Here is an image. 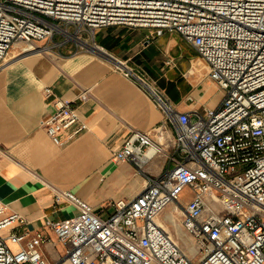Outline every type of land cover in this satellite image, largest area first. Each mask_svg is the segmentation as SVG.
<instances>
[{"label":"built area","instance_id":"2783aa9c","mask_svg":"<svg viewBox=\"0 0 264 264\" xmlns=\"http://www.w3.org/2000/svg\"><path fill=\"white\" fill-rule=\"evenodd\" d=\"M108 26L179 33L209 64L223 99L193 117L176 111L151 87L174 124L172 149L155 130L133 129L114 154L146 177L144 188L114 201L107 217L71 190L59 191L56 201L78 212L46 219L56 241L31 234L27 219L7 212L0 199V264H264V0H0V70L17 42L30 45L25 53L42 48L51 53L68 42L76 44V52L83 43L97 45L95 32ZM55 36L60 39L53 44H39ZM122 65L115 68L147 84ZM52 104L41 126L56 144L88 129L75 101L54 96ZM156 156L168 165L152 175L145 166ZM187 189L191 197L183 203ZM170 204L195 253L161 219ZM56 243L63 252L50 261L43 246Z\"/></svg>","mask_w":264,"mask_h":264},{"label":"crops","instance_id":"0c3cea01","mask_svg":"<svg viewBox=\"0 0 264 264\" xmlns=\"http://www.w3.org/2000/svg\"><path fill=\"white\" fill-rule=\"evenodd\" d=\"M94 38L95 48L75 52L76 44L68 42L46 56L18 57L0 70V199L7 212L27 219L31 234L42 232L54 241L46 219L78 212L75 205L56 201L59 191L71 190L107 217L114 201L131 199L144 188L146 177L135 165L114 157L133 129L155 130L154 135L172 149L174 124L158 106L151 87L176 111L193 117L218 107L224 96L209 77V64L177 32L108 26L98 29ZM119 64L147 84L116 69ZM54 96L75 101L88 125L64 145L56 144L41 126L54 111ZM69 132H62V138ZM167 165L164 156H156L145 170L158 175ZM43 251L54 261L63 247L48 244Z\"/></svg>","mask_w":264,"mask_h":264},{"label":"rangeland","instance_id":"374dc122","mask_svg":"<svg viewBox=\"0 0 264 264\" xmlns=\"http://www.w3.org/2000/svg\"><path fill=\"white\" fill-rule=\"evenodd\" d=\"M87 37H88V39L90 41L92 40V36L91 35L90 36L88 35ZM59 39H60V36H55V38L49 39L48 41H42L41 43L45 42L46 44L51 45V44L54 43V41H58ZM24 45H25V43H23V42H17L16 44H14L11 47V49L9 51V53H10L9 55H12V57L9 58L8 63H10L11 61L17 59L18 57L26 55V53L22 50V49H24L22 47ZM52 53H53V51H52ZM41 55H45L46 56V54H41ZM5 61H7V60H5ZM5 65H7V63ZM190 197H191V193L187 189L185 191V193L182 195L183 203L188 202L190 200ZM213 205L215 207H217V209H219V211L221 213H224V211L220 208V205L215 204V203H213ZM173 211H174L173 205L170 204L162 211L160 217L168 225V227L171 229V231L175 232V234L180 237V241L178 240V236H176V240L179 241L181 246L184 249H187V247L190 248L191 247L190 242L192 241V244L194 243L193 239L191 237H188L187 235L184 234V231L182 230V228L180 227V225L178 223L179 220H173V217H174Z\"/></svg>","mask_w":264,"mask_h":264},{"label":"bare ground","instance_id":"6f19581e","mask_svg":"<svg viewBox=\"0 0 264 264\" xmlns=\"http://www.w3.org/2000/svg\"><path fill=\"white\" fill-rule=\"evenodd\" d=\"M39 44H42V43H39ZM83 45L85 46V47H87V48H95L96 47V45H91V44H88V43H83ZM24 49L23 50H30V45H24V46H22ZM35 53H39V54H46V55H48V54H50L49 52H47V50H45L44 48H42V49H36V50H33V51H30V52H28V53H26V55H29V54H35ZM10 53H8V55H7V57H6V63L8 62V60H9V58H11L12 57V55H9ZM185 234V233H184ZM190 245H191V247H190V251L192 252V253H195V249H194V246H193V244H192V241L190 242Z\"/></svg>","mask_w":264,"mask_h":264}]
</instances>
